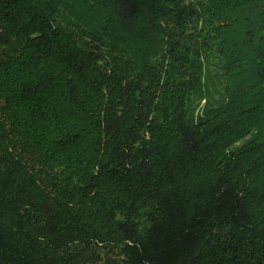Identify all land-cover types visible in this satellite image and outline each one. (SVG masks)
<instances>
[{
    "label": "trees",
    "instance_id": "16d2710c",
    "mask_svg": "<svg viewBox=\"0 0 264 264\" xmlns=\"http://www.w3.org/2000/svg\"><path fill=\"white\" fill-rule=\"evenodd\" d=\"M0 264H264V0H0Z\"/></svg>",
    "mask_w": 264,
    "mask_h": 264
}]
</instances>
